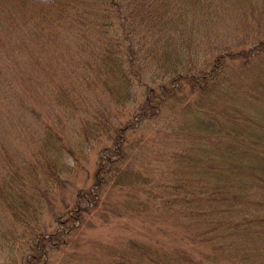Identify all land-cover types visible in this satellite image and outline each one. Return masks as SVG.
Wrapping results in <instances>:
<instances>
[{
    "label": "trees",
    "instance_id": "1",
    "mask_svg": "<svg viewBox=\"0 0 264 264\" xmlns=\"http://www.w3.org/2000/svg\"><path fill=\"white\" fill-rule=\"evenodd\" d=\"M249 12L248 0H0L1 48L16 56L7 68L28 70L26 83L42 84L59 108L47 141L72 151L62 132L75 116L82 145L105 143L72 206L56 195L78 170L60 167L58 150L38 148L28 164L35 201L29 170L5 161L0 206L12 224L0 243L21 262L0 264H54L56 251L57 264H264V39H251ZM221 27L235 40L225 44ZM12 90L0 83V95ZM142 123L145 136L128 139ZM102 187L123 190L122 206L170 245H94L88 259L75 236L88 213L81 202L104 204ZM47 212L50 231L40 224Z\"/></svg>",
    "mask_w": 264,
    "mask_h": 264
},
{
    "label": "rangeland",
    "instance_id": "2",
    "mask_svg": "<svg viewBox=\"0 0 264 264\" xmlns=\"http://www.w3.org/2000/svg\"><path fill=\"white\" fill-rule=\"evenodd\" d=\"M248 1H251L254 8V13L249 12L247 16L245 15L246 19L249 17L251 39H264V13L258 12L261 10L264 11V0ZM219 32L220 36L224 38L223 42L225 44L231 43L228 42L229 40H235L232 37L233 34L229 33L226 27H221ZM241 38L242 36L240 35ZM1 46L2 43L0 40V48ZM1 49L5 55L2 56L0 54V81H2L0 83H5V80L9 79L12 82L13 90L12 92H3L0 95V171L5 170L4 166L10 168L6 165L7 162L13 168L23 165V170H29L31 176L28 187L33 191L34 198L32 201H35L37 194L32 187L38 185V183L36 184L34 180L33 175L35 172H33L28 164L35 160L34 154L38 148L44 149L47 155H52L58 150V147L51 140L47 141V137L49 135L48 125L52 126L53 123V116L51 115L59 112V108L56 104H50L45 100L48 94L42 84L37 83L34 79L39 84L38 89L34 90L31 85L26 83V76L30 74L28 70H26V73L25 70L23 72L13 73L7 68L10 66L9 60H13L16 56L9 49L7 51L5 45ZM18 53L19 50L16 54ZM20 60L27 64L30 70L29 62L32 60L31 57L21 54L18 61ZM34 91L36 93L28 97L29 92ZM31 107L36 108L37 110H35L38 112L40 111L42 117L39 119L35 118L34 114L30 112ZM144 125L145 123L140 124V130L136 132L130 130L128 139L140 137L141 135L145 136ZM65 126L62 135L66 141H70L71 146L66 145V147H72V151L64 148L62 152L58 150L54 156L57 158L60 167H71L75 165L78 171L71 173L68 179L66 176L64 177L67 183L63 189L57 191L56 199L57 205L63 199L66 204L72 206L74 198H77V191L92 186L93 172L100 156L98 152L101 146H105V143H98L95 147L88 149L82 145L80 130L75 116ZM80 145H82V148L79 147ZM110 145L111 142H108L107 146ZM130 162L133 163L134 169L141 166L142 162H145V149L144 151L135 153L130 158ZM36 167L37 162H34L35 170ZM42 177L45 179L44 174H42ZM69 184H72V186ZM71 188L74 189L71 190ZM123 192L120 188L111 189L109 187H102L100 194L103 199L107 200L104 204L99 203L97 206H93L92 202L88 204L81 202L82 208L88 209V213L85 215L83 227L81 229L79 228V231L77 230L75 236L80 239V243L85 239V242L80 245H84V253L88 259L90 256L96 254L97 248L94 245H130L129 241H142L145 244V238L151 241L159 240L164 242L163 244L165 245H170V242L164 240L165 237L162 235L159 225H154L150 219L145 218L144 214L132 212L122 206ZM41 218V226L45 227L48 231L57 226V221L52 216V213L47 212ZM11 224L9 213L4 211L3 207L0 206V231L6 230ZM171 245H174V243ZM11 246L0 243V249L2 251L0 252L1 261L17 259L16 263H20L21 257H17L16 253H10L11 248L14 247ZM7 251H9L11 256ZM49 253L50 262L57 264L61 258L60 252Z\"/></svg>",
    "mask_w": 264,
    "mask_h": 264
}]
</instances>
